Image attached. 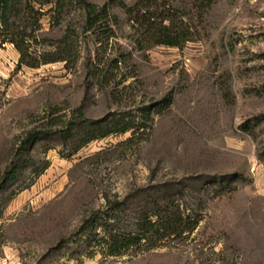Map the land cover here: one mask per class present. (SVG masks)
Instances as JSON below:
<instances>
[{"label": "rangeland", "instance_id": "rangeland-1", "mask_svg": "<svg viewBox=\"0 0 264 264\" xmlns=\"http://www.w3.org/2000/svg\"><path fill=\"white\" fill-rule=\"evenodd\" d=\"M88 1L112 17L63 0L31 38L65 60L19 65L0 33V264H264V0H144L184 38L151 46L141 0ZM157 199L198 225L111 254L104 218L131 231Z\"/></svg>", "mask_w": 264, "mask_h": 264}, {"label": "trees", "instance_id": "trees-1", "mask_svg": "<svg viewBox=\"0 0 264 264\" xmlns=\"http://www.w3.org/2000/svg\"><path fill=\"white\" fill-rule=\"evenodd\" d=\"M63 0H28L26 12L28 15H33L34 20L32 30H28V25L17 26L15 21L11 20V11L14 7L13 0H0V33H12L9 40L15 42L21 52V59L19 65L27 64L37 66L39 62H49L55 59H67L66 37L60 39L58 46V53L56 58L50 57L49 54L40 60L41 55L34 56L30 52L31 38L36 37V30L40 28V20L48 11H61L64 6ZM144 0L138 2L135 6L130 7L131 13L134 15V23L140 28V42H147L148 46L156 44L180 45L183 38V32L175 27L174 22H166L169 17L167 14L159 13L150 8L144 9L142 3ZM203 5L211 6L216 0H202ZM82 7L85 12V29L91 30L98 23H102L111 18L112 15L108 7L100 8L97 4L88 0H81ZM37 5L39 7L37 8ZM48 8V9H47ZM110 31H112L110 29ZM67 45V44H66ZM29 57H35L34 60H28ZM119 58L115 59V64L119 65ZM168 104L170 99H168ZM83 115L82 110H79ZM133 126L131 122L125 123L121 131H127ZM109 133L103 132L102 136ZM159 194V193H158ZM150 196L151 198L156 195ZM164 200L166 198H163ZM172 201V200H171ZM169 199L167 201L156 200L155 206L150 205L146 207L143 214L133 223L134 228L131 231H123L120 229V221H110V215L104 218L102 222L105 235L103 241L108 244L109 252L111 254L122 253L123 248H128L133 244L140 242H148L152 246L159 245V239L173 235L182 234L187 230H193L199 223V219H192L191 215H187L181 210L180 204H174Z\"/></svg>", "mask_w": 264, "mask_h": 264}]
</instances>
